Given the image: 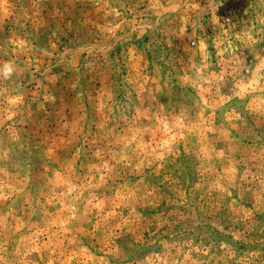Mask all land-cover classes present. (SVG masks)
Instances as JSON below:
<instances>
[{"label":"rangeland","instance_id":"374dc122","mask_svg":"<svg viewBox=\"0 0 264 264\" xmlns=\"http://www.w3.org/2000/svg\"><path fill=\"white\" fill-rule=\"evenodd\" d=\"M0 264H264V0H0Z\"/></svg>","mask_w":264,"mask_h":264},{"label":"clouds","instance_id":"9594fccd","mask_svg":"<svg viewBox=\"0 0 264 264\" xmlns=\"http://www.w3.org/2000/svg\"><path fill=\"white\" fill-rule=\"evenodd\" d=\"M16 70V66L13 62H5L0 65V78L5 80L10 79Z\"/></svg>","mask_w":264,"mask_h":264}]
</instances>
